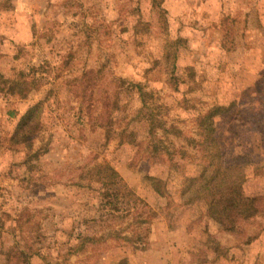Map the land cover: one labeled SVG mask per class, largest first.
Here are the masks:
<instances>
[{
  "label": "rangeland",
  "instance_id": "374dc122",
  "mask_svg": "<svg viewBox=\"0 0 264 264\" xmlns=\"http://www.w3.org/2000/svg\"><path fill=\"white\" fill-rule=\"evenodd\" d=\"M166 41L179 50L177 88L154 61ZM33 70L44 85L28 98L0 91V254L24 251L29 264H264V217L234 232L211 220L197 164L147 150L140 98L127 90L142 82L167 126L188 135L218 108L224 165L241 167L248 194H264V0H0V74ZM117 88L113 122L108 110L88 118ZM42 102L43 127L30 145L14 142Z\"/></svg>",
  "mask_w": 264,
  "mask_h": 264
},
{
  "label": "trees",
  "instance_id": "16d2710c",
  "mask_svg": "<svg viewBox=\"0 0 264 264\" xmlns=\"http://www.w3.org/2000/svg\"><path fill=\"white\" fill-rule=\"evenodd\" d=\"M223 38L227 41L235 39L228 32H223ZM183 41L178 39L176 44ZM233 47V52H235L236 44ZM221 48L224 50L223 47ZM228 50L232 52L231 47ZM178 51V46L171 47L166 41L161 57L154 60L156 66L158 67L160 64L159 68L165 73L166 82L172 84L175 88L180 84L182 73L179 71L180 66L177 63ZM220 52L222 58L223 54L227 53L226 51ZM188 70L190 78L194 77V70L190 67ZM195 78L188 83H193L196 80ZM41 80L42 78L36 76L35 70L32 73L22 72L13 79L5 78L0 74V91L5 90L10 94L28 98L44 85ZM121 82L123 83L124 80ZM85 83L83 84L84 89L93 85V83ZM132 87V83L129 82L128 92L132 96L137 94L141 102L136 118L144 119L148 124V135L150 137L147 150L153 153H164L171 162L176 157H180L192 159L197 164L200 170L197 184L199 183L201 186L199 198L204 202L206 214L211 220L223 229L234 232L256 217H264V194H248L245 190L246 176L241 167L224 165L223 152L220 142L216 138L215 118L220 112L218 108L203 115L199 120L195 134L188 135L175 124L167 126V120L146 99L147 91L143 88L142 82H135V90H132ZM118 88L114 91V99L111 104L108 102V98L102 100V107L96 118H93V115L98 106H93V109H91L92 105L90 104L88 118L92 117L93 120L103 118L108 110L107 120L112 123L116 118V114L111 108L116 109L119 104L117 101L120 93ZM43 107L44 102L35 104L21 117L13 135L14 142L31 144L29 141L44 125L42 120ZM131 121H134V119H131ZM179 138L183 140V143L178 146L175 144V139ZM102 167L100 165L96 168L102 169ZM147 222H149V219L144 220V223ZM9 253L0 254L4 257L3 264H29L26 252L20 251L19 254H14L13 251H9Z\"/></svg>",
  "mask_w": 264,
  "mask_h": 264
}]
</instances>
